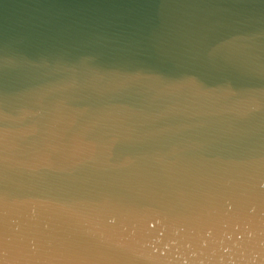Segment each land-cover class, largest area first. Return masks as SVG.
Masks as SVG:
<instances>
[{"label":"water","instance_id":"obj_1","mask_svg":"<svg viewBox=\"0 0 264 264\" xmlns=\"http://www.w3.org/2000/svg\"><path fill=\"white\" fill-rule=\"evenodd\" d=\"M0 264H264V0H0Z\"/></svg>","mask_w":264,"mask_h":264}]
</instances>
